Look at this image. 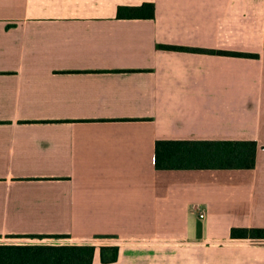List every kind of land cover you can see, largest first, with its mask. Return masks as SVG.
<instances>
[{"label":"crops","instance_id":"1","mask_svg":"<svg viewBox=\"0 0 264 264\" xmlns=\"http://www.w3.org/2000/svg\"><path fill=\"white\" fill-rule=\"evenodd\" d=\"M144 2L154 18L116 17ZM161 140L255 141V165L159 169ZM232 228H264V0H0V240L264 264Z\"/></svg>","mask_w":264,"mask_h":264},{"label":"trees","instance_id":"2","mask_svg":"<svg viewBox=\"0 0 264 264\" xmlns=\"http://www.w3.org/2000/svg\"><path fill=\"white\" fill-rule=\"evenodd\" d=\"M151 2L137 6H118L119 19L154 18ZM160 48L177 51L217 53L221 55L253 57L254 54L212 51L189 47L162 45ZM257 144L251 140H202L157 143L156 165L159 169H249L255 165ZM231 238L264 239V228H232ZM31 238H64V235H32ZM110 237V236H107ZM95 244H0V264H92ZM117 245H100L102 263L118 258Z\"/></svg>","mask_w":264,"mask_h":264},{"label":"rangeland","instance_id":"3","mask_svg":"<svg viewBox=\"0 0 264 264\" xmlns=\"http://www.w3.org/2000/svg\"><path fill=\"white\" fill-rule=\"evenodd\" d=\"M28 241H24V242H28L30 244H37V243H51V244H55L57 243V239H53V238H37V239H28ZM102 241V240H99ZM14 242L13 240L7 241L6 239H2L0 240V243H5V244H9ZM205 263L204 264H217V249H207L205 250ZM194 251H187V250H179V249H175L173 251V264H196L197 263V259L194 256ZM165 260V258L163 259ZM164 263V261H162ZM162 264V263H160ZM201 264V263H199ZM203 264V263H202Z\"/></svg>","mask_w":264,"mask_h":264},{"label":"built area","instance_id":"4","mask_svg":"<svg viewBox=\"0 0 264 264\" xmlns=\"http://www.w3.org/2000/svg\"><path fill=\"white\" fill-rule=\"evenodd\" d=\"M197 212H198V218L199 219H204L205 218V211L202 208L196 207Z\"/></svg>","mask_w":264,"mask_h":264}]
</instances>
